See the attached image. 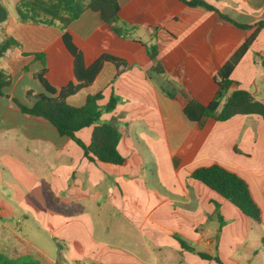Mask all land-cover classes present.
<instances>
[{"label": "crops", "instance_id": "crops-1", "mask_svg": "<svg viewBox=\"0 0 264 264\" xmlns=\"http://www.w3.org/2000/svg\"><path fill=\"white\" fill-rule=\"evenodd\" d=\"M204 1L233 22L181 0H119L121 23L133 28L127 36L86 7L68 24L66 31L87 66L103 55L127 66L104 63L93 83L67 98L73 106H83L98 92L101 106L112 94L123 99L102 115L125 130L118 148L127 162L114 165L89 160L71 138L46 119L23 113L14 101L31 107L38 95L56 97L63 87L79 84L74 56L63 39L69 0H0L8 11L0 24V49L11 44L0 54V70L10 77L0 95L1 255L27 258L11 233L29 219L56 245L67 246L68 257L60 255L66 262L218 264L199 257L206 252L224 264H264V119L236 115L197 123L184 113L191 101H213L218 68L251 34L237 24L264 19V0ZM80 3L85 6L86 0ZM51 8L58 17L48 14ZM151 45L158 47L155 60L148 54ZM263 59L264 27L230 76L232 90H247L262 103ZM157 63L162 73L153 71ZM41 74L55 94L46 91ZM92 132L93 126L86 127L77 136L89 144ZM215 163L247 182L261 209L260 225H252L234 204L191 177L195 169ZM103 214L118 223L116 237L105 232L107 226L96 236ZM24 225L30 231L19 237L45 254L48 264H57L31 239L39 233ZM176 235L194 249H183Z\"/></svg>", "mask_w": 264, "mask_h": 264}, {"label": "trees", "instance_id": "trees-1", "mask_svg": "<svg viewBox=\"0 0 264 264\" xmlns=\"http://www.w3.org/2000/svg\"><path fill=\"white\" fill-rule=\"evenodd\" d=\"M82 0H69L65 4L66 10H70L68 17L62 18L65 32L63 39L69 52L74 56V73L78 85L69 84L63 87L56 97L47 95H38L34 98L31 107L23 106L14 100L23 113L42 117L53 124L60 134L71 138L84 151L85 157L91 161H100L106 164L124 165L127 159L120 153L118 145L125 134L123 126L116 120L103 121L102 115L110 113L123 102L119 96L112 94L105 106L99 105V101L103 99L102 92L89 95L83 106H73L67 102L70 95L75 94L83 86L90 85L99 75L104 63L110 62L114 65L126 68L123 60L113 56L103 55L90 66H87L82 53L73 44L69 33L66 31L68 24L72 19L79 16L83 8H89L100 14L101 19L111 26V28L121 36H127L133 28H128L121 23L120 20V4L119 0H86L85 6L81 5ZM190 7H204L210 11H216L219 15L233 22L229 17L220 13L213 5L204 0H181ZM56 9L51 8L48 12L52 17H58ZM8 18V11L0 2V24ZM245 31H251V34L245 39L240 48L231 56V58L221 67L218 68L214 79L219 86V90L208 105H203L197 101L189 102L184 108L187 118L193 122L201 123L207 119L215 121H226L236 115H259L264 119V103L256 100L254 96L247 90H232L234 81L230 78L232 71L239 63L245 52L256 40L260 30L264 27V19L254 25H240ZM11 46L10 42H6L0 49V54L4 53ZM148 54L152 60L158 56L157 45H151L147 48ZM264 68V59L262 60ZM156 73H162L163 67L157 63L153 67ZM39 79L50 94H55L56 90L46 82L42 77ZM10 84V77L4 71L0 70V95L5 94V88ZM93 126L91 141L85 143L77 136V132L83 128ZM191 177L202 182L211 190L217 192L237 208L243 214L248 216L252 225H260L262 223L261 209L255 202L249 185L237 173L225 168L220 164H212L195 169L191 173ZM217 218L220 227L224 225V220L219 212L217 204ZM181 247L185 250L192 251V245L182 237L176 235ZM199 257L208 261H215L218 264H224L217 255L213 256L206 252H199ZM0 264H42L40 260L34 257H27L23 260H13L0 254Z\"/></svg>", "mask_w": 264, "mask_h": 264}, {"label": "rangeland", "instance_id": "rangeland-1", "mask_svg": "<svg viewBox=\"0 0 264 264\" xmlns=\"http://www.w3.org/2000/svg\"><path fill=\"white\" fill-rule=\"evenodd\" d=\"M97 219H99V220H97V233H96L97 237H100V234L103 233V230L105 231V226L110 228V230H106L105 232L109 233L110 231H112V233L113 232L115 233L112 238L116 237V235L119 233V225H117L118 223L114 219H111L108 216V214L100 215V218H97ZM25 222H26L27 226H31V228L35 230V233L36 232L39 233V237L33 238L31 236V239H35V241H37L42 248L47 250L49 255L51 256V259L52 258L57 259V264H90L88 262H86V263L66 262L60 255L68 257L69 250L67 249V246H64V244L59 245V246L56 245L51 239H49L47 234L39 232L38 230H36L34 223L32 222V220H29V219L24 220L23 226H21V230L18 229L16 225H14L13 228L16 230V233L15 232L11 233L12 239L14 240L15 244L21 246L22 248H24L26 250V252H27L26 257L31 255L32 257L40 260L43 264L44 263L48 264V261H49V258L47 256H45V254L39 253L38 250H36L31 244H28L26 241H24L22 238L19 237V235L24 236V234H22V232L24 233L26 231H30V229L24 225ZM112 238H110V239H112ZM55 241H58L57 243H61L60 242L61 240L58 237ZM249 255L252 256V254H249ZM263 256H264V253H263ZM170 264H173V263H170Z\"/></svg>", "mask_w": 264, "mask_h": 264}]
</instances>
